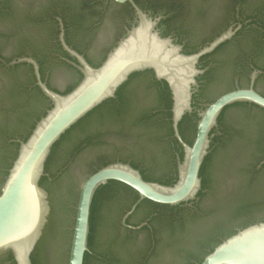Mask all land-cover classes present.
<instances>
[{
  "label": "water",
  "instance_id": "water-1",
  "mask_svg": "<svg viewBox=\"0 0 264 264\" xmlns=\"http://www.w3.org/2000/svg\"><path fill=\"white\" fill-rule=\"evenodd\" d=\"M41 1L20 0L34 11L39 9ZM112 1L128 2L134 9L137 22L97 67L91 66L65 43L60 22L62 49L76 60L72 64L82 75L79 83L67 94H60L45 85L32 58L11 62L32 65L36 85L52 105L35 123L26 140L18 142L16 157L5 177L1 169L13 153V148L5 145V136L25 134V123L40 113L47 102L36 90L24 92L31 84L25 67L10 72L0 66V264H10L6 259L7 253L12 255L15 264H32L31 255L40 240L38 264H83L84 254L88 251L92 199L95 191L110 181L132 189L137 193L138 200L147 199L173 206L194 199L201 188L199 171L208 152L209 131L216 126L221 110L236 102H252L264 108V98L252 89L224 93L198 113L192 144L185 143L179 135L178 122L185 112L191 111V87L196 84L195 77L200 73L195 65L200 56L211 51L227 36L218 38L195 54L187 55L171 39L160 36L155 29L157 20L148 16L133 0ZM120 25L114 18L106 20L100 30L102 38L96 52L120 31ZM26 27L33 35L44 33L50 36L49 30L43 31L36 24H27ZM0 29L6 34L0 37V52L6 57L22 52L24 46L12 35L5 16H0ZM50 68L52 83L60 87L76 78L75 73L64 64L51 62ZM144 70H151L158 79L164 80L172 95L171 126L183 149V158L177 162V181L173 185L146 181L138 170L122 162L108 163L90 173L103 161L121 156L146 166L154 176H162L170 162L172 147L166 142L167 131L163 125L156 119H148L137 123L128 132L110 129L107 143L91 146L80 153L72 165L71 187L59 198L52 190L51 207L49 194L40 185V179L54 143L90 111L113 98L131 74ZM132 86L137 89L136 96L145 111L158 103L155 88L148 77L137 78ZM75 134L81 135L80 129L70 137ZM70 137L60 146L51 168L67 158V148L72 141ZM251 160L236 148L224 149L212 158L209 164L210 189L200 203L205 214L187 218V231L182 234L163 229L162 242L151 264H180L186 252L193 251L189 240H193L196 232L203 227L236 223L233 218L226 220L229 208L225 199L233 189L247 182L249 175L246 169ZM106 207L94 221L92 247L98 253L116 254L124 260L120 264H134L137 256L144 252L147 239L141 236L136 246H124L117 234L116 214L108 215ZM87 264L101 263L88 257ZM198 264H264V222L237 230L216 245Z\"/></svg>",
  "mask_w": 264,
  "mask_h": 264
},
{
  "label": "flooded vegetation",
  "instance_id": "flooded-vegetation-1",
  "mask_svg": "<svg viewBox=\"0 0 264 264\" xmlns=\"http://www.w3.org/2000/svg\"><path fill=\"white\" fill-rule=\"evenodd\" d=\"M133 2L148 16L157 20L155 29L160 36L171 39L175 45L181 47L184 54H195L218 38L227 36L211 51L200 56L195 65L200 73L195 77L196 84L191 87V111L185 112L189 114L194 130L189 128V124H183L181 126L185 136L183 139L178 129L185 143L190 141V144H187H192L198 113L218 96L237 89H252L264 98V0H133ZM0 16L7 17L12 35L24 46L22 52L11 57H6L0 52V66L10 72L25 67L31 77V84L24 92L36 90L47 102L40 113L25 123V134L5 136V145L13 148L7 165L1 169L5 177L8 165L17 152L18 142L25 139L31 131V126L35 125L52 105L36 85L32 65L27 62L15 64L11 62L20 58H32L38 65L40 79L45 85L62 94L78 81L81 73L72 64L76 60L62 49L59 41L60 22L65 43L81 54L91 66L97 67L107 53L136 24L137 18L128 2L116 3L112 0H42L36 11L29 5L24 6L20 0H0ZM109 17L119 21L121 29L96 52L102 38L100 30ZM27 24H36L43 31L49 30L50 36L44 33L33 35L26 30ZM5 36V31L0 29V37ZM51 62L67 66L75 73V80L62 87L53 84ZM144 76L149 78L158 95L161 88L158 83L164 80L158 79L153 71L144 70L131 74L123 83L125 85L121 94L113 97L111 102L113 110L102 113L97 111L87 123L77 127L74 131L80 129L81 135L75 134L70 137L72 141L67 148V158L51 168V162L53 163L61 149L59 147L56 150L45 173L47 184L43 186L49 194L50 206L52 190L59 198L71 187L73 180L71 170L76 157L91 146L107 143L106 136L110 129L128 132L137 123L148 119H156V122L161 124L163 118L160 112L164 110L160 104L157 103L145 111L136 96L137 89L132 86L137 78ZM168 91L171 94L169 87ZM208 136L209 148L205 158L207 156L209 158L208 160L204 158L201 164L202 176L199 171L201 188L194 199L173 206L157 204L147 199L138 200L136 192L115 181L112 189L101 191L96 196V209L92 214L93 226L97 214L107 206L108 215L116 214L117 234L124 246H136L141 236L146 237V248L137 256L134 264L152 263L162 242L163 229L182 234L187 231V218H197L205 214L200 203L210 189L209 164L212 158L224 149H240L252 158L246 169L249 175L247 182L233 189L225 199L229 208L226 220L233 218L236 223L229 226L217 224L213 228L203 227V230L196 232L193 240H189L193 251H187L180 264H198L201 262L200 259L209 253V243L214 240L222 241L231 236V232L245 226L264 222V212L261 213L264 210V108L252 102L230 104L221 110L216 119V126L210 129ZM165 139L172 150L170 162L162 176H154L146 166L121 156L103 161L90 173L105 163L122 162L138 170L146 181L173 185L178 178L177 162L180 160L181 152L183 158V149L174 137L173 130L172 135L167 134ZM171 140H175L177 145ZM127 195L130 197L126 198ZM93 234L94 232H91V246L88 248L89 257L93 261L101 264H120L124 261L112 252L105 254L96 252L92 247Z\"/></svg>",
  "mask_w": 264,
  "mask_h": 264
},
{
  "label": "trees",
  "instance_id": "trees-1",
  "mask_svg": "<svg viewBox=\"0 0 264 264\" xmlns=\"http://www.w3.org/2000/svg\"><path fill=\"white\" fill-rule=\"evenodd\" d=\"M105 59V57H104ZM103 59V60H104ZM101 64V63H100ZM99 64V65H100ZM97 65V66H99ZM82 78V75L80 74L79 76V79L78 81L71 87H69L66 92L62 93V94H67L68 92H70L78 83L79 81L81 80ZM125 84H123L122 86H120L116 93H115V97H118L120 94H121V91L123 89ZM158 85L161 86L160 90H159V94L157 95L158 96V103L160 104L161 108L164 110V111H161L160 112V115H162V118H163V121L161 122V125H163V127L166 129L167 131V134L168 135H172V129H171V121H170V118H171V113H170V107H171V94L169 93L168 91V86H167V83L165 81H161L158 83ZM113 101V98L111 99H108V100H105L104 102H102L99 106H97L96 108H94L92 111H90L87 115H85L82 119H80L76 124H74L69 130H67L61 137L60 139L54 143V145L52 146L51 148V151H50V154L47 158V161L45 163V170H44V175L41 177L40 179V185L44 186L47 184V177L45 176V173L48 171L49 169V162L50 160L53 158L56 150L60 147V145H62V143L64 142L65 139H67L68 137H70V135L72 134V132L79 126H81L82 124H85L89 121V119L92 117V115L94 113H96L97 111H101L102 112H105L106 110H113L112 106H111V102ZM51 106L48 108L50 109ZM45 114V112L43 113V115ZM42 115V116H43ZM39 120V119H38ZM183 124H189V128L194 130V124H191L190 123V119H189V114L188 113H185L180 122L178 123V129H179V132H180V135L182 136L183 139H185V136H184V133L182 132L181 130V126ZM34 125L31 126V130L33 129ZM31 132V131H30ZM30 132L27 134V136L25 137L24 140H26V138L29 136ZM23 140V141H24ZM171 141H175V140H171ZM188 144H190V141H187ZM175 145H177V142L175 141L174 142ZM16 154L17 152L13 155V160L14 158L16 157ZM209 156H207L205 158V160H208ZM12 160V161H13ZM180 160H182V152L180 153ZM108 163H105L103 164L102 166L106 165ZM11 163L8 165V168L10 167ZM101 166V167H102ZM100 168V167H99ZM98 169V168H97ZM95 171V170H94ZM7 174V172L5 173V175ZM200 176H202V168L200 170ZM146 180V179H144ZM114 184L115 182L114 181H110L108 182L106 185H103V186H100L96 191H95V194L93 196V200H92V204H91V212H90V218H89V235H88V248H90L91 246V232H94V229L95 227L92 225V221H93V212L94 210L96 209V196L101 192V191H104V190H110L112 189V187H114ZM246 227V226H245ZM244 228V227H243ZM235 232H231V235L234 234ZM230 235V234H229ZM223 241V240H222ZM221 241L219 240H214L213 242L209 243L208 247H209V252L216 246L220 243ZM41 243V240L38 242V244L36 245L35 247V250L33 252V254L31 255V262L32 264H38V261H37V250H38V247H39V244ZM89 252L87 251L85 254H84V261H83V264H87V259L89 257ZM6 259L7 261L10 263V264H15L14 260H13V257L10 253H7L6 254ZM202 259H200L201 261ZM199 261V262H200Z\"/></svg>",
  "mask_w": 264,
  "mask_h": 264
}]
</instances>
